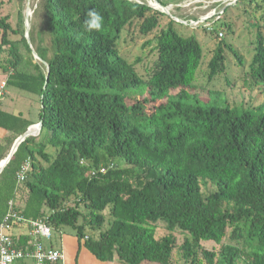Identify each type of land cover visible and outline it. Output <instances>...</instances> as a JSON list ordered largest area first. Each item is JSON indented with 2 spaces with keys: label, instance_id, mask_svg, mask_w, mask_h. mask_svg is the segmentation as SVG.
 <instances>
[{
  "label": "trees",
  "instance_id": "16d2710c",
  "mask_svg": "<svg viewBox=\"0 0 264 264\" xmlns=\"http://www.w3.org/2000/svg\"><path fill=\"white\" fill-rule=\"evenodd\" d=\"M5 1L13 0H0V11ZM24 1L14 0L18 8ZM139 2L38 0L41 25L31 26L28 37L48 68L33 61L20 9L16 28L0 16L5 85L38 99L42 123L0 174V223L11 203L53 233L71 228L79 247L103 263L172 264L179 252L188 264H199V254L207 264L217 256L219 264H264V101L244 109L222 102L226 94L215 89L200 97V43ZM235 8L254 30L242 79L264 95V0ZM91 9L103 17L99 32L85 30ZM226 9L209 32L218 42L207 63L208 85L224 76L225 53L237 67L245 61L223 33L218 37ZM225 28L233 34L231 25ZM131 32L150 38L142 49L151 46L154 60L144 76L136 69L143 60L131 62L120 50ZM29 127L22 115L0 110L8 133L0 162ZM27 161L31 171L18 185ZM157 223L183 234L182 243L172 234L156 238ZM226 239L234 245H222ZM207 241L220 246L216 255L202 250Z\"/></svg>",
  "mask_w": 264,
  "mask_h": 264
},
{
  "label": "rangeland",
  "instance_id": "374dc122",
  "mask_svg": "<svg viewBox=\"0 0 264 264\" xmlns=\"http://www.w3.org/2000/svg\"><path fill=\"white\" fill-rule=\"evenodd\" d=\"M38 0L29 1V7L31 15L28 17V27L29 31L31 26L36 28L37 30L41 25V16L38 14H34V10L36 8V3ZM133 1V0H130ZM241 1L246 0H231L230 2L223 3V0H154L161 5L165 4L166 7H162L167 9V13L174 19L179 22H184L183 24L175 22L176 31L185 36L190 37L194 36L197 41L200 43L203 51L202 62L199 67V70L196 75L197 93L200 97H207V91L209 89H215L219 92H224L226 96L220 98L222 102L226 101L233 106H242V108L246 109L248 107L254 106L258 107L264 101V95L261 93V89H252L249 88L248 82L243 81V71L247 68L248 63L252 56V46L250 42L254 39V30L247 23V19L242 13L240 9H243L245 5L239 10L235 8V6ZM151 6L150 4H147ZM157 6H154L156 8ZM26 8V0L23 4L18 8V5L13 1L6 2L3 8L0 11V16L6 17L9 16V23L13 28H16L18 25V9H20L21 17L23 19L24 24V14ZM224 8L228 10L222 18V20L218 23L221 27L219 32L223 33L224 38L226 37V42L232 45L235 49H237L241 56L244 58L243 67L235 66V62L229 53H225V74L224 76L230 81V83L234 84L228 87L225 82L224 76L213 80L211 84H207L206 73H207V63L211 58L212 50L215 48V44L218 42L214 39V34L205 33L203 29H206L209 25L212 29H217V25L214 26L213 23L218 21L217 17L222 16ZM167 18L168 16L165 15ZM258 17V16H257ZM182 18V19H180ZM184 19V20H183ZM187 20V21H186ZM192 23H197V25H190ZM186 21V22H185ZM167 19L162 20V24H166ZM213 25V26H212ZM225 25H231L233 34H227ZM24 35H25V24L23 25ZM29 39V37H28ZM45 44L49 46L48 39H45ZM149 39H143L134 34L133 32L124 34L120 43V50L126 56L129 57L130 61H135L136 58H141L143 60L142 63L136 66L138 73L142 76L145 75V68L150 66L151 62L154 60V56H149V51L152 48L147 47L142 49V46ZM31 49L34 51L33 47ZM33 58V57H32ZM34 63L39 62L33 59ZM6 76L1 73L0 70V84L4 83ZM245 82V83H244ZM6 93H9V96L6 99H2L4 103H8L7 107L8 111L17 112L20 111L23 113L24 117H29L32 121L37 120V113L39 111V103L38 99L32 95H28L26 93L20 92L16 89L8 88L6 89ZM13 95V96H12ZM13 104V105H12ZM0 133H2L0 131ZM37 137V136H36ZM209 190L212 191V187L209 186ZM203 192H207V190L203 189ZM156 227V238L166 236L168 234H172L175 236L177 245L179 246L182 243L184 235L179 231H168L164 228L162 223H157L154 225ZM62 239V247H63V256L64 261L63 264H77L76 262V254L78 252L77 240L75 237V233L71 228H65L60 233ZM59 234L52 233V237L50 241H44V246L48 248V246H52L53 248L58 249L59 244ZM222 245H234L228 239H226ZM202 250L205 252H211L215 255L218 253L220 246L216 245L213 242L207 241L201 243ZM62 250V249H61ZM83 248H80L81 254L86 255V257H91L87 252L83 251ZM87 253V254H86ZM91 259V258H90ZM220 260L217 256L213 261L215 264ZM68 261V263H67ZM199 264H207L204 260L203 256L199 254L198 258ZM80 264H88L83 260L80 261ZM172 264H188L181 258L179 252L173 253V263Z\"/></svg>",
  "mask_w": 264,
  "mask_h": 264
},
{
  "label": "built area",
  "instance_id": "2783aa9c",
  "mask_svg": "<svg viewBox=\"0 0 264 264\" xmlns=\"http://www.w3.org/2000/svg\"><path fill=\"white\" fill-rule=\"evenodd\" d=\"M190 22L192 23L193 21ZM192 24L197 25V23ZM211 29L208 25L206 31L210 32ZM218 37L221 38L222 33L218 34ZM4 87L5 82L0 85V89ZM29 171H31V165L27 161L16 174L18 185H21L25 181L26 174ZM11 207L12 204L10 203L9 210L0 223V264H14L17 261L23 260H32L34 264H61L63 261L62 252L52 246H48L47 248L43 244L44 241L48 242L51 240L53 232L50 227L42 220L23 218V216L13 211ZM21 224L28 228L24 244H22L23 242L20 244L19 239H15L10 235V230L15 225Z\"/></svg>",
  "mask_w": 264,
  "mask_h": 264
},
{
  "label": "crops",
  "instance_id": "0c3cea01",
  "mask_svg": "<svg viewBox=\"0 0 264 264\" xmlns=\"http://www.w3.org/2000/svg\"><path fill=\"white\" fill-rule=\"evenodd\" d=\"M2 73V72H1ZM3 74V73H2ZM5 76H6V74H4ZM6 81H7V76H6V79H5V84H6ZM2 84V83H1ZM0 84V85H1ZM8 88H10V87H6V85H5V87L3 88V89H0V110H2L3 112H6V113H9V114H14V115H18V114H20V115H22L23 117H24V115H23V113L22 112H20V111H17V112H11V111H8L7 110V107L9 106V104L7 103H4L3 101H2V99H6V97H8L9 96V93H6V89H8ZM12 89H14V88H12ZM13 96V95H12ZM13 105V104H12ZM37 120L34 122V121H32L29 117H24L25 119H27L30 123H31V127H29L30 129H34L38 124H39V120H38V113H37ZM0 131L2 132V133H0V144H2L3 142V139L5 138V137H7V135H8V133L6 132V131H4L3 129H1L0 128ZM27 233H28V228L25 226V225H15L11 230H10V235L13 237V238H15V239H19V241H20V244L22 243V244H24V242H26V237H27ZM60 233L61 232H59V233H56V234H59V236H60ZM59 242L61 243V244H59V248H58V250H60L61 252L63 251V247H62V239H61V236L59 237ZM77 245H78V243H77ZM80 248H83V247H79V245H78V252H77V256H76V262H77V264H80V261L81 260H83L84 262H86V263H88V264H117V263H103V262H99V261H97L91 254H89V252L87 251V250H85L84 248V252H87L91 257H89V259H88V257H86V255L84 256V255H82L81 254V251H80ZM56 249V248H55ZM62 249V250H61ZM64 252V251H63ZM86 253V254H87ZM63 254V253H62ZM64 254H65V252H64ZM91 258V259H90ZM63 261H64V256H63ZM63 261H62V263L61 264H63ZM67 263H68V261H67ZM14 264H34V262L32 261V260H23V261H17V262H15Z\"/></svg>",
  "mask_w": 264,
  "mask_h": 264
},
{
  "label": "water",
  "instance_id": "95a60500",
  "mask_svg": "<svg viewBox=\"0 0 264 264\" xmlns=\"http://www.w3.org/2000/svg\"><path fill=\"white\" fill-rule=\"evenodd\" d=\"M159 7H162L159 3L155 2ZM149 6V5H148ZM150 8H152L153 10H156V11H159L161 13H163L164 15L168 16L169 18L171 17L166 11L164 10H158L152 6H149ZM30 12V11H29ZM31 15V12L29 13V16ZM28 16V17H29ZM28 17L26 18V24H25V39L28 43V45L30 46V41L28 39V34H29V27H28ZM172 18V17H171ZM173 19V18H172ZM175 22L177 23H181L183 24L182 22H179L177 20H174ZM185 25V24H183ZM30 49H31V46H30ZM31 53H32V57L33 59L37 60L39 63L43 64L44 67L48 68L46 64H44L36 55V53L31 49ZM41 127H42V123L40 122L34 129H28L27 132L22 135L12 146L8 156L2 160L0 162V174L1 172L3 171V169L5 168V166L9 163L10 159L12 158V156L14 155V153L16 152L18 146L24 141L25 138L27 137H36L40 130H41Z\"/></svg>",
  "mask_w": 264,
  "mask_h": 264
},
{
  "label": "clouds",
  "instance_id": "9594fccd",
  "mask_svg": "<svg viewBox=\"0 0 264 264\" xmlns=\"http://www.w3.org/2000/svg\"><path fill=\"white\" fill-rule=\"evenodd\" d=\"M85 30L88 32L101 31L103 28V17L95 9H91L87 12V18L84 21Z\"/></svg>",
  "mask_w": 264,
  "mask_h": 264
},
{
  "label": "bare ground",
  "instance_id": "6f19581e",
  "mask_svg": "<svg viewBox=\"0 0 264 264\" xmlns=\"http://www.w3.org/2000/svg\"><path fill=\"white\" fill-rule=\"evenodd\" d=\"M29 1H31V0H26V8H25V14H24V24H26V18L29 16V11H30V7H29ZM130 1V0H129ZM145 3H147V4H150L152 7H154V6H157L156 7V9H158V10H164V11H166L167 12V9H165V8H162V7H159L155 2H154V0H143ZM231 0H223V3H227V2H230ZM132 2H139V0H133ZM234 2H235V0H234ZM187 21V20H186ZM185 21V22H186ZM189 22H190V20H188ZM22 22H23V19H22ZM182 23H184V22H182ZM23 24V25H24ZM190 25H194V24H192V23H190Z\"/></svg>",
  "mask_w": 264,
  "mask_h": 264
}]
</instances>
